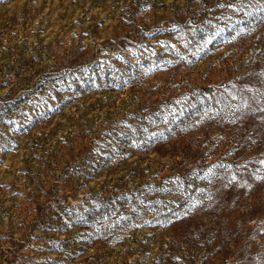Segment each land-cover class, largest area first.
Instances as JSON below:
<instances>
[{
  "label": "rangeland",
  "instance_id": "obj_1",
  "mask_svg": "<svg viewBox=\"0 0 264 264\" xmlns=\"http://www.w3.org/2000/svg\"><path fill=\"white\" fill-rule=\"evenodd\" d=\"M0 264H264V0H0Z\"/></svg>",
  "mask_w": 264,
  "mask_h": 264
}]
</instances>
